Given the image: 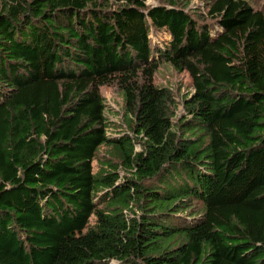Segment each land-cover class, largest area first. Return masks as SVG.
<instances>
[{
  "label": "trees",
  "instance_id": "obj_1",
  "mask_svg": "<svg viewBox=\"0 0 264 264\" xmlns=\"http://www.w3.org/2000/svg\"><path fill=\"white\" fill-rule=\"evenodd\" d=\"M190 1L0 0V264H264V0Z\"/></svg>",
  "mask_w": 264,
  "mask_h": 264
},
{
  "label": "rangeland",
  "instance_id": "obj_2",
  "mask_svg": "<svg viewBox=\"0 0 264 264\" xmlns=\"http://www.w3.org/2000/svg\"><path fill=\"white\" fill-rule=\"evenodd\" d=\"M165 0H148L147 5L149 7L158 6L164 3ZM206 0H191L190 9L193 11H198ZM156 83L158 85L169 87L174 90L176 95V100L178 102V118L183 116V98L190 93H193L194 88L192 84V79L188 73H177L169 65H163L156 75ZM102 94L106 99L107 104V116L109 120L118 126V129L125 130V125L123 123V101L120 96V92L117 87H104L102 89ZM102 157L107 158L108 154L106 149L101 151ZM108 159V158H107ZM95 171H97V163H94ZM123 175V173H122Z\"/></svg>",
  "mask_w": 264,
  "mask_h": 264
}]
</instances>
